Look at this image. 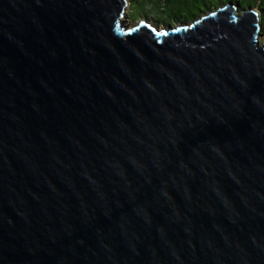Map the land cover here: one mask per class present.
<instances>
[{
    "label": "water",
    "instance_id": "water-1",
    "mask_svg": "<svg viewBox=\"0 0 264 264\" xmlns=\"http://www.w3.org/2000/svg\"><path fill=\"white\" fill-rule=\"evenodd\" d=\"M0 0V264H264V41L227 3Z\"/></svg>",
    "mask_w": 264,
    "mask_h": 264
},
{
    "label": "trees",
    "instance_id": "trees-1",
    "mask_svg": "<svg viewBox=\"0 0 264 264\" xmlns=\"http://www.w3.org/2000/svg\"><path fill=\"white\" fill-rule=\"evenodd\" d=\"M129 19L138 17H151L159 24H175L192 22L200 16L222 7L224 4L233 3L242 10L257 9L259 22L264 35V0H129ZM138 5L135 7L133 5ZM133 10V11H132Z\"/></svg>",
    "mask_w": 264,
    "mask_h": 264
},
{
    "label": "rangeland",
    "instance_id": "rangeland-1",
    "mask_svg": "<svg viewBox=\"0 0 264 264\" xmlns=\"http://www.w3.org/2000/svg\"><path fill=\"white\" fill-rule=\"evenodd\" d=\"M225 5V4H224ZM135 7L134 11L137 9L138 5L134 4L133 5ZM133 11V10H132ZM214 11V10H212ZM257 12H259L257 9H256ZM130 13V1L128 0V3H127V6H126V9H125V14L124 16L121 18L122 22L124 24H126L127 26H131V25H134L137 21L140 22V21H146L148 23H151L153 25H158V28L161 29L163 27L166 26V24H159L157 22H155V20H153L150 16L149 17H138L137 19L135 20H132V19H129L128 17V14ZM259 16V14L257 15ZM180 23H175L173 25H179ZM260 42L264 41V35L262 34V36L259 38Z\"/></svg>",
    "mask_w": 264,
    "mask_h": 264
},
{
    "label": "bare ground",
    "instance_id": "bare-ground-1",
    "mask_svg": "<svg viewBox=\"0 0 264 264\" xmlns=\"http://www.w3.org/2000/svg\"><path fill=\"white\" fill-rule=\"evenodd\" d=\"M259 17V16H258Z\"/></svg>",
    "mask_w": 264,
    "mask_h": 264
}]
</instances>
